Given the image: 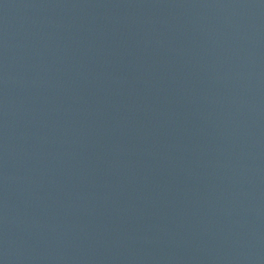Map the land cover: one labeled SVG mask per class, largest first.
<instances>
[{
    "label": "water",
    "instance_id": "1",
    "mask_svg": "<svg viewBox=\"0 0 264 264\" xmlns=\"http://www.w3.org/2000/svg\"><path fill=\"white\" fill-rule=\"evenodd\" d=\"M0 264H264V0H0Z\"/></svg>",
    "mask_w": 264,
    "mask_h": 264
}]
</instances>
